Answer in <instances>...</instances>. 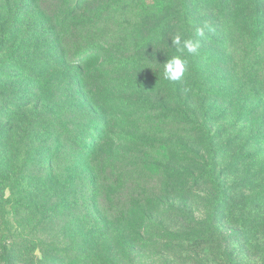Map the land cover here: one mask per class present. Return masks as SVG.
<instances>
[{
  "label": "rangeland",
  "instance_id": "rangeland-1",
  "mask_svg": "<svg viewBox=\"0 0 264 264\" xmlns=\"http://www.w3.org/2000/svg\"><path fill=\"white\" fill-rule=\"evenodd\" d=\"M112 1L66 8L114 27L118 13L101 10ZM5 2L7 17L29 13V29L27 41L0 34V264H83L85 247L113 248L115 264H264V114L256 94L242 108L213 82L217 59L264 55V0H143L112 45L57 36L53 21L36 32L31 0H0V9ZM235 4L251 6L261 30L214 42ZM181 5L200 41L197 89L207 90L187 116L158 85L152 59L177 32L151 29L177 19Z\"/></svg>",
  "mask_w": 264,
  "mask_h": 264
},
{
  "label": "trees",
  "instance_id": "trees-1",
  "mask_svg": "<svg viewBox=\"0 0 264 264\" xmlns=\"http://www.w3.org/2000/svg\"><path fill=\"white\" fill-rule=\"evenodd\" d=\"M31 3H33L32 6L35 7L32 13L36 17V23L40 25L38 29L35 30L36 32L42 29V33L47 34L46 30H48V24L53 21L54 23H57V27L59 28L57 36L58 34L60 36H64L68 33L73 38L77 35L80 38L82 34H85V38H88L89 40H93L98 36L99 38H104L110 45H112L110 41L114 40L115 43L120 38L124 37V31L123 33H120V30L122 29V18L124 15H127L128 8L132 7L134 4L138 5V7L143 5V0H114L108 5L115 6L106 5L102 7L101 10L111 8L118 13V15L114 18V27L111 25L110 20L106 19H103L100 24L95 25L94 23L98 20V18L102 17L96 15L95 13L88 14L83 13V11L78 13V9L76 8L68 11L70 8L68 9L66 7L70 5V0H56V9L53 12L48 11L47 8L43 6V1L31 0ZM2 8L0 9V34L5 35V32L7 31L9 33L13 31H21L25 34L23 40L27 41L26 32L29 29V26L25 28L23 25L25 23V19L27 21L29 13H27L24 9L21 13V17H18L17 14L12 17H7L6 14L11 13L8 11V3L5 2ZM250 8L252 7L247 6L246 10L244 7L243 10H240L235 4L232 9L226 12L222 17L225 22L218 27L219 31L212 36L214 42H216L224 34L226 35L230 32H235L242 38L243 32L255 33L260 31L261 26L256 22L257 12L255 10H253L254 15L248 19L246 11L248 12ZM66 12H68V14L63 17L62 13ZM174 14L177 16V19H175V17H170L162 27H154L151 29V34H163L165 31H168V29H175L177 33L173 35V38L176 35H181L182 38H189V31L191 29L189 18L187 19V13L183 10L182 5L180 8L176 9ZM44 21H46V24ZM174 21H176L177 24H175L176 22ZM172 24L175 25L172 26ZM100 25H109L112 26V28L108 26L109 29H105V31L102 30L99 34H90L87 36V33H91L95 29H99L98 26ZM120 26L121 28L118 29ZM108 43H106L107 49L104 50L105 52L109 50ZM175 55H178V53L175 48L171 46V43H169L166 45L165 50H163V56L161 59H156L154 57H152V59L158 62L157 69L161 72L159 76H157L160 80L158 85L163 87L169 95L176 99V105L180 108L179 113L187 116L185 111L188 110L187 103L189 100L195 99L198 96L203 98L207 90L203 89V85H199V89H197L198 80H201L202 77L200 76L199 69L194 66L192 56L189 57V67L181 80L171 82L165 79L164 63ZM105 56L109 57V55ZM116 61L124 63L126 62V57L120 56L119 59H116ZM216 63V65L219 64L220 68L217 74L213 76V82L215 85L223 87V91L221 92L222 96L220 98L228 100L232 104H240L243 108L244 106H247L251 94H256V98L258 102H260L259 108L262 109V114H264V55L254 61L239 56H224L221 59H217ZM156 75L157 72L150 75L144 81L149 82L150 80L151 83H155ZM226 88L227 93L225 94L224 90ZM45 112L47 111L43 112L41 116L42 118H46ZM81 254L85 256L83 264H115L114 251L111 247H85L83 250H80V255ZM13 261L14 258L8 256L7 262L12 263Z\"/></svg>",
  "mask_w": 264,
  "mask_h": 264
},
{
  "label": "clouds",
  "instance_id": "clouds-1",
  "mask_svg": "<svg viewBox=\"0 0 264 264\" xmlns=\"http://www.w3.org/2000/svg\"><path fill=\"white\" fill-rule=\"evenodd\" d=\"M196 36L203 37V29L197 28ZM171 46L175 48L178 55L173 56L164 63V77L171 82H175L184 77L189 65V57L198 54L200 41L176 35L171 40Z\"/></svg>",
  "mask_w": 264,
  "mask_h": 264
}]
</instances>
